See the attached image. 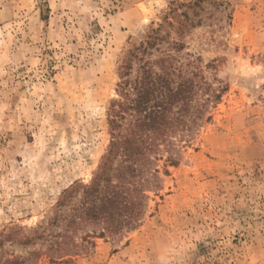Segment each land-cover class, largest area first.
Masks as SVG:
<instances>
[{
	"label": "rangeland",
	"instance_id": "obj_1",
	"mask_svg": "<svg viewBox=\"0 0 264 264\" xmlns=\"http://www.w3.org/2000/svg\"><path fill=\"white\" fill-rule=\"evenodd\" d=\"M191 1L0 0L1 261L49 264L44 253L78 200L57 215L62 192L88 183L107 150L119 67L163 24L170 42L150 60L170 54L209 96L226 89L189 140L175 139L178 163L164 168L160 156L167 173L139 226L105 238L79 227L73 262L264 264V0L208 6L202 25L177 38L167 22L182 8L167 13ZM174 41L184 48L170 49Z\"/></svg>",
	"mask_w": 264,
	"mask_h": 264
},
{
	"label": "trees",
	"instance_id": "obj_2",
	"mask_svg": "<svg viewBox=\"0 0 264 264\" xmlns=\"http://www.w3.org/2000/svg\"><path fill=\"white\" fill-rule=\"evenodd\" d=\"M208 6L225 8L222 0L174 3L167 15L175 16L181 8L182 11L167 25L177 38L181 37L185 31L202 25L200 16ZM165 41L170 42L169 33L160 24L127 52L120 65L116 97L111 99L107 110V150L88 183H75L62 192L56 214L74 197L78 196V200L63 218V232L44 253L49 264H75L73 257L82 246L75 242L73 234L79 227L93 226L92 232L101 238L136 229L145 212L147 193L159 191L161 175L167 173L157 166L160 156L164 168L175 166L179 161L175 139L189 140L192 131L210 119L207 109L225 91L224 87L209 96L203 77L194 82L176 71L172 67L176 58L170 54L163 53L150 60L152 51ZM170 47L176 52L184 48L178 41L170 43ZM200 91L206 97L195 101ZM90 238L87 233L82 240L92 246ZM24 240L29 243L32 239ZM0 264H24V261L8 258L0 260Z\"/></svg>",
	"mask_w": 264,
	"mask_h": 264
}]
</instances>
